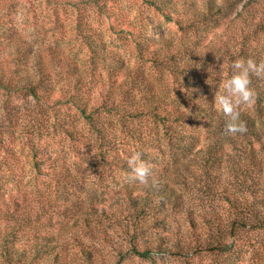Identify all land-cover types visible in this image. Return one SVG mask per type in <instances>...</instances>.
Wrapping results in <instances>:
<instances>
[{"label":"trees","instance_id":"16d2710c","mask_svg":"<svg viewBox=\"0 0 264 264\" xmlns=\"http://www.w3.org/2000/svg\"><path fill=\"white\" fill-rule=\"evenodd\" d=\"M46 2L72 9L88 66L60 44L37 46L0 17V183H16L5 198L0 193V217L13 216V195L28 203L20 183H45L32 195L54 232L33 226L32 257L56 242L59 261L64 229L74 256L68 264L106 263V248L110 259L160 254L182 264H264V77L252 76L255 102L239 109L246 133L225 134L226 118L213 104L222 68L208 36L237 0ZM136 5L177 35L135 21ZM104 26L140 66L126 61ZM135 152L150 169L145 182L128 165ZM89 167L100 179L122 174L112 200L86 184ZM12 220L0 232V264L21 260L20 225Z\"/></svg>","mask_w":264,"mask_h":264},{"label":"rangeland","instance_id":"374dc122","mask_svg":"<svg viewBox=\"0 0 264 264\" xmlns=\"http://www.w3.org/2000/svg\"><path fill=\"white\" fill-rule=\"evenodd\" d=\"M234 10L230 19L220 28L211 31L208 36L215 50H220L219 60L220 67L222 68L220 70L222 81L226 79L223 75L226 71L223 68L230 67L232 64L230 61L232 59L236 61L241 58H251L256 60L257 63H260L261 59L264 61V0H237ZM56 11L58 12L57 14ZM72 15L73 13L70 7L66 6L65 8H61L60 6H51L46 0H0V17L3 20L15 25L28 40L37 46L43 47L47 44H60L65 46V48L75 55L81 66L86 69L88 66L86 60L87 51L74 32V28H72ZM131 17L135 21L155 23L157 31L164 36L174 37L177 35L176 27L173 24L165 23L153 11L142 5L139 7L136 5L132 9ZM151 29V33H154V28L151 27ZM103 30L107 39L111 44L118 47L129 64L135 66L142 64L132 50L125 48L121 41H118V39H115L114 36L109 34L107 26H104ZM145 68L149 73L157 77V73L149 64H146ZM222 81L213 84L214 94L218 89H222ZM250 108L251 106H242L240 110L249 111ZM28 164L25 163L24 165L26 169H29L30 164ZM86 176V184L94 189L97 188L98 197H102L105 201L112 200L117 195L119 189L118 184L123 181L122 174L116 172L106 173L100 179L90 167L86 171ZM15 187L16 183H0V193L6 191L3 194L4 196L0 195L5 198L6 193H9L8 191L15 189ZM44 187L45 183H20L21 191L25 190L30 193L27 196L28 203L25 204L21 201L22 198L26 199V197L22 196L21 198L19 193V195H13L10 201L18 200L19 203H15L16 205L11 208V210L15 211L12 214L13 216L0 217V232L6 228L11 230L15 225L12 219H17L16 225L20 226H18V230L14 234V245L21 258L19 264H65L63 262L64 259H66V264L70 261L73 263L74 256L71 255L73 257L70 260L68 256L72 252L71 245L68 243L69 233L64 229L60 233L62 237V251L59 261H57L52 252L56 247V242L48 243L49 247L46 251L49 253H45L43 256L37 258L32 257L34 233H38L33 232L35 231L32 229L33 226L38 229L39 226L37 223H43L45 225L43 229L46 231L39 229L43 231L40 233L54 232V228H50L49 223H47V216H42L39 219L41 205L38 199H36V196L32 195L39 188L44 190ZM6 199L8 200V198ZM27 204L29 209H31L29 213L25 211ZM22 252H25V255H22ZM101 255L106 259V263L98 262V264H182L174 257L160 254L154 255L152 259L148 260H142L134 256H128L125 259H120L119 257L110 259L108 248L103 249Z\"/></svg>","mask_w":264,"mask_h":264},{"label":"clouds","instance_id":"9594fccd","mask_svg":"<svg viewBox=\"0 0 264 264\" xmlns=\"http://www.w3.org/2000/svg\"><path fill=\"white\" fill-rule=\"evenodd\" d=\"M222 89L214 94V107L225 118V134L236 135L247 132V125L241 120L240 108L250 107L255 102L256 92L252 87V76L264 77V61L238 59L230 65V72H224ZM133 178L145 182L149 175V167L141 159L139 152L128 159Z\"/></svg>","mask_w":264,"mask_h":264}]
</instances>
